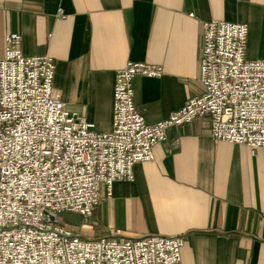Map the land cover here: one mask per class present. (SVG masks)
<instances>
[{
    "label": "crops",
    "instance_id": "obj_1",
    "mask_svg": "<svg viewBox=\"0 0 264 264\" xmlns=\"http://www.w3.org/2000/svg\"><path fill=\"white\" fill-rule=\"evenodd\" d=\"M210 20L245 24L246 59L264 60V0H0L1 43L18 34L24 56H51L54 89L97 132L111 129L115 74L127 62L163 70L132 82L146 123L200 95ZM153 154L132 182L114 183L84 236H182L181 264H264V150L214 142L198 118L171 128Z\"/></svg>",
    "mask_w": 264,
    "mask_h": 264
},
{
    "label": "built area",
    "instance_id": "obj_2",
    "mask_svg": "<svg viewBox=\"0 0 264 264\" xmlns=\"http://www.w3.org/2000/svg\"><path fill=\"white\" fill-rule=\"evenodd\" d=\"M190 17L193 14L189 15ZM245 24L202 23L200 95L168 117L146 123L134 103L137 77L160 66L127 62L115 74L112 123L95 131L53 87L51 56H24L21 37L0 40V264H181L182 236L84 239L60 220L94 219L115 182L154 159L171 128L209 121L212 141L264 150V60H247ZM102 187L105 194H101Z\"/></svg>",
    "mask_w": 264,
    "mask_h": 264
},
{
    "label": "rangeland",
    "instance_id": "obj_3",
    "mask_svg": "<svg viewBox=\"0 0 264 264\" xmlns=\"http://www.w3.org/2000/svg\"><path fill=\"white\" fill-rule=\"evenodd\" d=\"M122 182H124V181H122ZM126 182H129V181H126ZM95 217H96V214H95ZM60 220L66 224H67V222L71 223V224H67V225L72 226V228L75 230V232L77 234H79L82 238H84V239H91L92 238L89 236H84V232H82V230L84 231L87 228V226H89V227L93 226L92 224H90L91 221L85 222L80 216H78L76 214H72V215L62 214L60 216ZM92 239H95V238H92ZM96 239H98V238H96ZM185 242H186V240H185Z\"/></svg>",
    "mask_w": 264,
    "mask_h": 264
}]
</instances>
